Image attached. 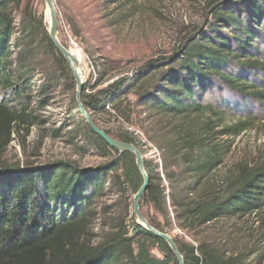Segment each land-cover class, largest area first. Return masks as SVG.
I'll use <instances>...</instances> for the list:
<instances>
[{"label": "rangeland", "instance_id": "1", "mask_svg": "<svg viewBox=\"0 0 264 264\" xmlns=\"http://www.w3.org/2000/svg\"><path fill=\"white\" fill-rule=\"evenodd\" d=\"M251 1L54 0V5L58 38L65 47L70 41L76 44L70 52L81 56V68L85 72L82 94L89 96L119 77L132 76L148 62L174 55L191 36L202 43L218 37L231 44L230 15H251ZM259 2L263 8L264 0ZM5 6L14 28L9 73L13 80L20 75L27 79L23 94L28 99L23 102L36 118L34 124L21 125L11 135L7 162L45 167L65 161L91 170L113 163L115 154L107 153L88 134L77 110L70 68L44 37L48 20L43 0H8ZM216 7L219 10H214ZM252 27L253 42L245 50H237L239 58L224 66L223 72L262 93L254 98L243 96L217 77L197 91L196 98L212 103L222 113L224 126L245 122L247 129L229 139L215 135L218 142L229 146V151L220 165L204 175L190 199L223 197L245 167L254 168L264 162V69L253 68L247 59L240 58L248 56V60L259 59L264 63V23L256 26L252 23ZM169 69L163 67L153 74L154 79L168 75ZM0 96L16 104L12 94L0 90ZM41 102H45L42 107ZM91 117L101 127L135 135L146 173L153 168L155 179L161 178L167 194L159 147L176 137L177 129L184 124L182 119L156 115L148 106L140 105L132 93L122 102L120 114L107 104L105 112ZM202 118V121L209 119L205 115ZM215 132L210 133L214 136ZM211 134L208 136L212 137ZM120 172L119 169L109 174L103 196L96 201L97 216L91 226L93 242L101 236L108 237L121 221L127 225L135 222L133 193L119 178ZM142 213L163 224L167 234L180 243L196 246L198 242H208L226 256L236 255L246 264H264V207L242 216L218 218L197 229H190L187 222H177L168 202L171 220L168 227L164 214L152 207L142 205ZM150 250L155 257L163 258L157 245H151Z\"/></svg>", "mask_w": 264, "mask_h": 264}, {"label": "trees", "instance_id": "2", "mask_svg": "<svg viewBox=\"0 0 264 264\" xmlns=\"http://www.w3.org/2000/svg\"><path fill=\"white\" fill-rule=\"evenodd\" d=\"M7 1L0 0V90L12 94L16 104L0 96V264H178L164 241L153 238L134 221L130 225L119 222L112 234L93 242L91 226L97 216L95 205L103 196L109 174L120 169L119 178L133 194L142 179L132 154H118L87 127L88 134L97 144L107 153L115 154L113 163L91 170L80 169L65 161L45 167L7 162L6 152L13 132L21 125L31 126L36 119L23 102L28 99L23 94L27 79L20 75L13 80L9 73L14 28L5 11ZM251 7L252 14L247 17L229 14L231 44L218 37L202 43L191 36L174 55L148 62L137 68L132 76L119 77L94 95H81L90 117L105 112L107 104L120 114L122 102L132 93L140 105L148 106L156 115L180 118L184 122L177 129L176 137L159 147L168 193L161 186V178L157 181L153 168H149V186L140 201L141 212L145 204L163 213L167 219L166 227L171 225L167 202L174 210V219L187 222L190 229L264 207V162L254 168L245 167L223 197L193 200L189 196L204 175L223 162L229 151V146L223 141L218 142L215 135L229 139L247 129L245 122L224 126L222 113L216 111L212 103L196 98L197 91L217 77L243 96L254 98L262 93L223 72L224 66L239 58L237 50H245L253 42L252 23L255 26L264 23V7L261 8L259 0H252ZM44 37L51 44L45 29ZM240 58L247 59L253 68L264 69V63L259 59ZM168 66V75L161 74L154 79L153 74ZM44 104L41 102V107ZM203 115L209 119L202 121ZM92 120L110 137L138 148L133 133L112 131ZM215 130L216 134L212 136L210 132ZM142 214L154 228L167 233L163 224ZM172 239L185 264H246L236 255L226 256L208 242L193 246ZM151 245H157L162 259L151 254Z\"/></svg>", "mask_w": 264, "mask_h": 264}, {"label": "water", "instance_id": "3", "mask_svg": "<svg viewBox=\"0 0 264 264\" xmlns=\"http://www.w3.org/2000/svg\"><path fill=\"white\" fill-rule=\"evenodd\" d=\"M43 2L46 10L48 11L47 35L55 50L62 56L63 60L70 68L75 82V102L80 117L84 120L91 133L100 138L110 149L118 152V154L130 153L134 156L135 165L141 176L142 183L136 193L132 196L133 219L135 220L136 224L142 227L150 236L164 241L178 264H185L183 257L181 256L173 239L167 233L160 232L159 230L154 228L141 212L140 201L149 186V179L145 170L141 151L133 144L122 142L110 137L93 122L92 118L84 108L81 101V94L84 87L83 78L85 72H79L77 70L79 65L76 58L72 55L70 50L62 45L58 38V16L54 5V0H43ZM79 68L82 69L80 66Z\"/></svg>", "mask_w": 264, "mask_h": 264}, {"label": "bare ground", "instance_id": "4", "mask_svg": "<svg viewBox=\"0 0 264 264\" xmlns=\"http://www.w3.org/2000/svg\"><path fill=\"white\" fill-rule=\"evenodd\" d=\"M47 11V10H46ZM46 19L48 20V11L46 12ZM76 50V49H75ZM70 51H73V50H70ZM75 58H76V60H77V63H78V65L81 67V62H82V60H81V56L80 55H74V54H72ZM79 66H78V71L79 72H82V69H80L79 68ZM82 78V77H81Z\"/></svg>", "mask_w": 264, "mask_h": 264}, {"label": "built area", "instance_id": "5", "mask_svg": "<svg viewBox=\"0 0 264 264\" xmlns=\"http://www.w3.org/2000/svg\"><path fill=\"white\" fill-rule=\"evenodd\" d=\"M76 47V44L73 41H70V44L66 47L68 50H73Z\"/></svg>", "mask_w": 264, "mask_h": 264}]
</instances>
